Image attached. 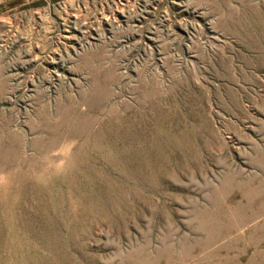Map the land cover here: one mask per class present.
Listing matches in <instances>:
<instances>
[{
  "label": "rangeland",
  "instance_id": "obj_1",
  "mask_svg": "<svg viewBox=\"0 0 264 264\" xmlns=\"http://www.w3.org/2000/svg\"><path fill=\"white\" fill-rule=\"evenodd\" d=\"M0 264H264V0H0Z\"/></svg>",
  "mask_w": 264,
  "mask_h": 264
}]
</instances>
